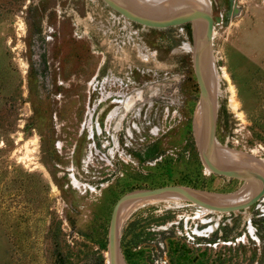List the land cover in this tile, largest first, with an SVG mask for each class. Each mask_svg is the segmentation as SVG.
Segmentation results:
<instances>
[{
	"label": "rangeland",
	"instance_id": "obj_1",
	"mask_svg": "<svg viewBox=\"0 0 264 264\" xmlns=\"http://www.w3.org/2000/svg\"><path fill=\"white\" fill-rule=\"evenodd\" d=\"M208 1L216 142L264 160V0ZM194 45L192 22L103 0H0V264H107L122 195L241 188L201 158ZM152 199L117 221L123 264H264V194L233 212Z\"/></svg>",
	"mask_w": 264,
	"mask_h": 264
},
{
	"label": "water",
	"instance_id": "obj_2",
	"mask_svg": "<svg viewBox=\"0 0 264 264\" xmlns=\"http://www.w3.org/2000/svg\"><path fill=\"white\" fill-rule=\"evenodd\" d=\"M113 10L121 14L126 19L139 23L144 26L167 28L177 26L188 22L204 21L205 28L201 40L193 52V68L194 74L199 86L200 100L199 104L203 111L205 120V145L200 147L201 158L203 164L210 172L220 176L235 177L246 180H253L260 183L257 191L247 200L230 205V206H215L204 202L198 198L191 189L184 186L169 185L161 186L153 189L134 190L122 195L114 204L108 230V263L118 264V247H117V221L120 206L129 200L151 198L164 192H173L181 195L188 201L197 204L198 206L220 212H233L249 207L254 204L264 194V176L259 172L245 168H226L216 163L214 153L216 150L217 142L215 138L216 130V110L215 103L211 97L205 79L203 77V65L207 57L211 56V41L213 30V17L209 10L188 8L181 10L175 14L167 15L161 18L147 17L143 14L131 9L122 0H103Z\"/></svg>",
	"mask_w": 264,
	"mask_h": 264
},
{
	"label": "bare ground",
	"instance_id": "obj_3",
	"mask_svg": "<svg viewBox=\"0 0 264 264\" xmlns=\"http://www.w3.org/2000/svg\"><path fill=\"white\" fill-rule=\"evenodd\" d=\"M122 1H124V3L127 6H129L131 9L143 14L144 16L153 17V18H161L167 15L175 14L181 10L188 8L209 10L208 0H122ZM192 23L194 24V34H195L194 48H195L198 46L201 40V37L204 32L205 24L204 21L202 20L195 21ZM203 77L205 79L208 91L214 101L217 77L215 75L212 55L210 57H207L204 62ZM116 114H117V107H115L111 111L110 116H115ZM195 127L198 134L199 146L203 148L206 141L205 140L206 127H205L203 111L200 107V104L196 114ZM214 158L216 163L222 167L250 169L259 172L264 176V160L261 159L255 160L251 156H247L245 154L242 155L228 147L218 145V143L214 153ZM244 182L245 183L241 186V188L234 193L221 194V193H213L207 191H196L192 189L191 191L194 192L198 198L209 204H213L215 206H230L241 203L249 199L257 191L260 185L259 182L253 180H246ZM152 198H164L166 200H178V199L187 200L183 196L175 194L173 192H164L151 198L129 200L124 202L120 206L118 212V220L123 219L135 207L145 204L150 200H153ZM205 209L212 210L208 208ZM206 221H208V219ZM210 229L211 228H208L204 230V232H207ZM195 232L197 234H201L199 233V229H196ZM107 263H108V252H107ZM118 264H123L119 252H118Z\"/></svg>",
	"mask_w": 264,
	"mask_h": 264
},
{
	"label": "built area",
	"instance_id": "obj_4",
	"mask_svg": "<svg viewBox=\"0 0 264 264\" xmlns=\"http://www.w3.org/2000/svg\"><path fill=\"white\" fill-rule=\"evenodd\" d=\"M121 17H123L121 14H119ZM125 20H129V19H126L125 17H123Z\"/></svg>",
	"mask_w": 264,
	"mask_h": 264
},
{
	"label": "trees",
	"instance_id": "obj_5",
	"mask_svg": "<svg viewBox=\"0 0 264 264\" xmlns=\"http://www.w3.org/2000/svg\"><path fill=\"white\" fill-rule=\"evenodd\" d=\"M102 264H104V263H103V260H102Z\"/></svg>",
	"mask_w": 264,
	"mask_h": 264
}]
</instances>
